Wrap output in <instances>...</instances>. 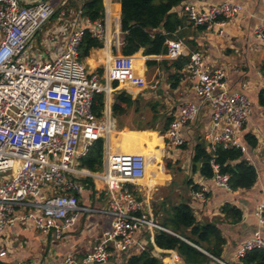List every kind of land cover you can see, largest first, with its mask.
Instances as JSON below:
<instances>
[{"label": "built area", "instance_id": "2783aa9c", "mask_svg": "<svg viewBox=\"0 0 264 264\" xmlns=\"http://www.w3.org/2000/svg\"><path fill=\"white\" fill-rule=\"evenodd\" d=\"M112 1L103 0V18L91 21L81 9L57 12L47 1L0 0V261L8 255L3 238L7 230L24 225L22 230L32 228L59 240L82 214L107 217L109 227L83 258L70 253L61 264H106L114 255L122 256L124 262L142 252L152 254L149 246L156 249V233L171 234L150 215L142 198L138 183L146 175V157L112 150L111 136L116 131L110 106L113 83L139 91L157 85L137 74L133 55L121 54L123 41L110 13ZM243 12L244 5L230 0L201 6L188 0L180 7L188 24L205 30L218 27L220 34ZM55 13L60 20L68 18L67 29L51 31L45 35L43 48L35 49L33 40ZM113 21L117 29L114 40L110 38ZM85 32L104 46L120 50L105 58L101 73L87 70L79 58ZM254 35L264 45L263 24L254 27ZM165 46L166 52L160 56L166 60L188 58L183 70L198 102L179 106L163 141L172 149L184 146L182 129L207 108L209 122L202 138L210 155L212 180L231 192L229 176L220 172L215 152L218 148L247 152L241 132L251 113L250 100L242 92L230 91L225 72L208 63L202 53H186V46L177 38L166 40ZM99 94L103 95V108L97 115L94 105ZM97 140L103 141L102 166L100 171L90 172L80 166V160ZM86 179L93 187L85 186ZM92 189L103 199L100 208L83 201L85 191ZM206 192L202 188L194 196L202 199ZM263 209L264 203L255 210L257 230L237 249L238 260L252 250H264ZM13 264L34 262L17 260Z\"/></svg>", "mask_w": 264, "mask_h": 264}, {"label": "crops", "instance_id": "0c3cea01", "mask_svg": "<svg viewBox=\"0 0 264 264\" xmlns=\"http://www.w3.org/2000/svg\"><path fill=\"white\" fill-rule=\"evenodd\" d=\"M19 1L21 3L47 1L56 10L65 9V7L61 8V6L66 2V0L61 3L59 0H54L53 3H51V0ZM75 1L76 4H73L75 7L70 6L69 8L72 11L81 9L84 2L83 0ZM190 1L201 6L216 4L225 0ZM230 1L244 5V12L229 21L222 28L223 32L221 34L218 27L205 30L193 27L184 20L183 25L177 32L181 37L177 38L186 46V53L198 51L203 54L208 63L217 69L223 70L226 74L230 91L242 92L250 100L251 113L244 130L241 132V137L243 140L244 136L249 134L255 137L257 141L256 146L252 148L243 140L247 146V152L243 153L244 158L256 170L257 179L255 184L249 189L228 192L217 187L212 178H204L198 172L192 170L191 160L194 147L197 143L204 145L203 132L209 122L207 108H202L196 120L182 129L185 139L184 148L172 149L165 145L163 141L164 133H161L164 124L158 128V125L154 122L157 119L154 117L158 115L157 112V114L153 115L150 120L152 122H149V124L142 125V123H139L135 127L125 126L123 118L131 108L136 111L139 106L153 107L160 103L165 113L166 121L175 117L182 103L186 101L198 102L192 93L190 79L187 78L183 69L179 72L180 79L177 87L175 89L170 88L169 77L175 71L172 67L166 69L162 65V61L168 60L160 55L147 56L145 58L138 53L139 58L134 59L137 74L143 76L148 83L155 81L157 84L155 89L151 90L148 88L139 91L127 84L118 85L113 83L110 101L111 110L114 96L120 92L127 94L134 101V104L121 115L114 117L112 114L116 121V131L112 136L111 144L112 150L115 152L142 154L146 157V175L138 185L141 189L142 198L144 197L143 201L148 205L147 211L158 224L161 225L166 218L165 210L181 202V194L175 196L177 192L171 190L175 175L181 174L185 177L182 182L186 181L184 185L188 198L186 204L191 208L196 221L214 224L225 241L222 247V262L226 264H241L235 257V253L244 240L257 230L255 210L260 204L264 203V106L257 105L258 94L264 88L262 79L264 77V45L254 35V27L259 23L264 25V0ZM110 13L114 21L119 24L120 5L116 0H113L110 5ZM54 17L57 16L55 15ZM114 21L111 26L110 38L115 39V30L118 29L116 33H119V39L122 40L120 25L116 29ZM50 32L47 31L45 35ZM44 39V36L37 35L34 42L35 49L41 50L43 48ZM118 53H120V50L117 52L114 46L110 47V44L103 45L101 49L92 50L83 61L89 71H98L102 69V64L109 54L117 55ZM148 62H152V64H148ZM149 73L151 78L147 80ZM243 84H246L245 88L242 86ZM158 132L162 134L160 138L163 148L160 162L157 164L149 157L151 155H148V153L152 154L155 152V138ZM135 133H139V135H135ZM164 162L169 163V172L166 170ZM160 165L163 169H161ZM197 168H199V164H197ZM202 188H205L208 192L204 194L202 199L195 197L194 193L200 192ZM88 193L91 195L90 199L92 200L90 204L87 202L89 200ZM96 194V191L93 193V189L86 190L82 197L85 205H93L96 202L103 203L102 197L96 196ZM153 195L154 199L152 198ZM174 196L177 199L176 202L172 199ZM226 203L235 206L241 211V218L238 222L230 223L221 212L222 206ZM87 221L86 226L84 222L83 227L74 228V225L69 228L59 240L54 239L51 234L42 236L34 230L29 232L21 229L25 233V238L21 242L23 252L18 257H15L10 264L17 260H30L34 264H61L70 253H73L76 259L83 258L101 236L99 228L96 229L94 227L93 220ZM262 237L264 239V232ZM27 243H30L31 250L26 249ZM149 248L150 250L159 251L157 252L161 255L160 260L163 264H185L175 251L161 250L157 247L155 249L151 245ZM122 259V256L114 255L106 264H122ZM0 263L7 264L3 260Z\"/></svg>", "mask_w": 264, "mask_h": 264}, {"label": "trees", "instance_id": "16d2710c", "mask_svg": "<svg viewBox=\"0 0 264 264\" xmlns=\"http://www.w3.org/2000/svg\"><path fill=\"white\" fill-rule=\"evenodd\" d=\"M120 5V31L123 44L121 54L125 56L137 55L141 51L142 56H158L166 52L165 42L168 39L180 38L177 32L183 25L184 17L180 15V4L187 0H116ZM75 0H66L61 6H74ZM75 7V6H74ZM176 11L173 12L172 9ZM82 15L91 21L102 19L104 15L103 0H85L82 3ZM58 12V10H57ZM57 13H55L56 15ZM54 15V16H55ZM204 29L203 27H199ZM177 38V39H178ZM103 43L84 33L79 46V58L86 59L94 49H101ZM147 58V57H145ZM188 62L187 57H181L175 61H162V65L169 69L174 68L170 75V88L175 89L180 79L179 72ZM170 63V64H169ZM152 64V62H148ZM99 73L102 69L98 70ZM260 105H264V88L258 94ZM134 101L120 92L114 96L112 114L121 115L130 108ZM103 108V95L95 97L94 112L100 115ZM172 118L165 121L161 133L167 129ZM139 135V133H135ZM250 146H256V138L246 134L243 138ZM155 152L149 156L157 164L160 162L163 144L160 136L155 138ZM182 146L181 148H184ZM103 157V141H95L89 149L88 154L80 160V166L90 172L101 170ZM210 155L201 143H197L192 155V170L198 172L204 178H212V169L209 164ZM215 162L222 174L229 176V186L232 192L251 188L257 179L255 168L244 158V154L237 149L218 148L215 152ZM199 164V168H197ZM166 170L170 171L168 162H164ZM161 169L162 166L160 165ZM86 187H93L91 180L84 181ZM93 193L95 191L93 190ZM166 218L161 225L169 230L171 234L158 232L154 237V244L157 248L166 251H175L185 264H218L214 259L221 260L224 239L219 230L212 223H199L188 204L179 202L165 210ZM221 212L230 223H236L241 218V211L231 204H224ZM264 216V209H263ZM241 264H264V250L255 249L247 252L239 259ZM4 264V263H0ZM122 264H163L149 251L138 255L129 256Z\"/></svg>", "mask_w": 264, "mask_h": 264}, {"label": "rangeland", "instance_id": "374dc122", "mask_svg": "<svg viewBox=\"0 0 264 264\" xmlns=\"http://www.w3.org/2000/svg\"><path fill=\"white\" fill-rule=\"evenodd\" d=\"M51 1H52L51 3L54 2V0H51ZM59 1H60V3L63 2V0H59ZM83 1H85V0H83ZM70 6L71 5L65 6V9L68 10L70 8ZM73 9H75V8H73ZM68 21H69L68 18L60 20L58 17H54V19H52L49 23H47L40 30V32L38 33V36H44L45 37V33H47V31H54L55 30L58 33V32H60V30H65V29H67ZM34 42H35V40H33V42H32L33 45H34ZM150 78H151V74L149 73L147 75V80H149ZM257 102H258L257 103L258 106H262V107L264 106V105L259 104L258 98H257ZM136 111L134 108L129 109L128 114L126 116H124V118H123V122H124L125 126L135 127L139 123H142V125H145L146 123L149 124V122L150 123L152 122L150 120L153 117V115L157 114V113H158V115L154 116L155 118H157L156 121H154V122L158 125V128H160L165 122V116H164L165 113H164L162 105L160 103H159V105L153 106V107L152 106H148V107H144V106L140 107L139 106V109L137 107ZM158 135L161 136L162 134H160L158 132ZM184 179H185V177L183 175L176 174L171 190L172 191L174 190L175 192H177V193H175V196L181 194V202L186 203L188 198L186 195L187 194L186 189L184 187L186 181L182 182V180H184ZM175 196L172 197L174 202L177 201ZM90 198H91V195L89 194V197H88L89 200L87 201L89 204L92 203L91 202L92 200ZM152 198L153 199L155 198L154 195L152 196ZM102 206H103V203H100V202L93 203V205H92L93 208H100ZM87 220H89V221L93 220L94 227L96 229L99 228L100 234L104 230H106L110 224V219L107 217H104V216H101L98 214H90V215L82 214L79 217L74 228H80L81 226L83 227L84 222H85V226H86V224L88 222ZM24 227H25L24 225H17L14 228H11L10 230H7L5 232V235L3 238H5L7 241V245H6L5 249L8 252V255L6 258L3 259V261H5L7 264H10V262L15 257H18L19 255H21V252H23V249L21 247L22 246L21 242L25 238V233H23V231L21 229ZM28 231L33 232L32 228H28ZM26 249L31 250L30 243L26 244Z\"/></svg>", "mask_w": 264, "mask_h": 264}, {"label": "water", "instance_id": "95a60500", "mask_svg": "<svg viewBox=\"0 0 264 264\" xmlns=\"http://www.w3.org/2000/svg\"><path fill=\"white\" fill-rule=\"evenodd\" d=\"M184 3H185V2H182L181 5H183ZM172 11L174 12L175 9L173 8ZM152 254H153L154 257H156V258H158V259L161 258V255H160L156 250H154Z\"/></svg>", "mask_w": 264, "mask_h": 264}, {"label": "bare ground", "instance_id": "6f19581e", "mask_svg": "<svg viewBox=\"0 0 264 264\" xmlns=\"http://www.w3.org/2000/svg\"><path fill=\"white\" fill-rule=\"evenodd\" d=\"M111 140H112V136H111ZM148 155H151V153L149 152Z\"/></svg>", "mask_w": 264, "mask_h": 264}]
</instances>
